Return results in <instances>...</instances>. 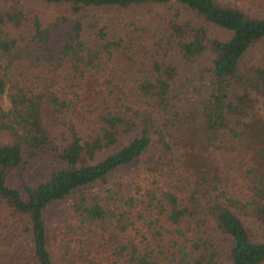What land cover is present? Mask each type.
Listing matches in <instances>:
<instances>
[{"label":"trees","instance_id":"trees-1","mask_svg":"<svg viewBox=\"0 0 264 264\" xmlns=\"http://www.w3.org/2000/svg\"><path fill=\"white\" fill-rule=\"evenodd\" d=\"M0 264H264V0H0Z\"/></svg>","mask_w":264,"mask_h":264},{"label":"rangeland","instance_id":"rangeland-1","mask_svg":"<svg viewBox=\"0 0 264 264\" xmlns=\"http://www.w3.org/2000/svg\"><path fill=\"white\" fill-rule=\"evenodd\" d=\"M126 15L129 16L130 21L136 19V21H138V22H144L145 24H148L149 21L154 23V20H152V18L156 17L157 20L161 22V19H160L161 17L159 15H155L153 7H149V6L148 7L147 6L135 7L134 10H128V12H126ZM117 69H118L117 71L119 73H122V70H124L123 66L120 65V64L117 65ZM18 174L13 176V180L14 181L17 180V178L19 176H21V175H18ZM58 207H61V211L62 212H58V210L55 209L54 213H58L61 216V220H63V219L66 218L65 217L67 215V213H66L67 211L66 210L69 209L70 205H68L67 203H64V204H60ZM54 220L51 223L52 226L56 225V222ZM67 222H68V220H66L64 223H67ZM62 230H65V228H63ZM4 233H5V231H1V235H3ZM8 237H11V236L8 234ZM62 237H64L63 231H59L58 232V238H62Z\"/></svg>","mask_w":264,"mask_h":264}]
</instances>
